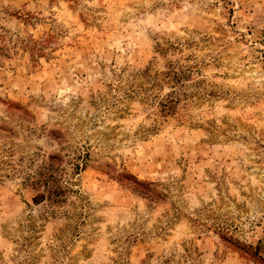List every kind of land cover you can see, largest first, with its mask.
Instances as JSON below:
<instances>
[{"label":"rangeland","instance_id":"374dc122","mask_svg":"<svg viewBox=\"0 0 264 264\" xmlns=\"http://www.w3.org/2000/svg\"><path fill=\"white\" fill-rule=\"evenodd\" d=\"M0 264H264V0H0Z\"/></svg>","mask_w":264,"mask_h":264},{"label":"trees","instance_id":"16d2710c","mask_svg":"<svg viewBox=\"0 0 264 264\" xmlns=\"http://www.w3.org/2000/svg\"><path fill=\"white\" fill-rule=\"evenodd\" d=\"M44 199H45L44 195H39V196L36 197L35 202L39 203V202H42Z\"/></svg>","mask_w":264,"mask_h":264}]
</instances>
